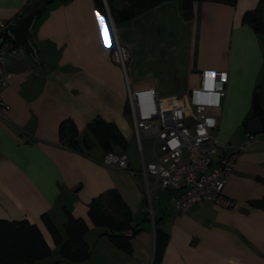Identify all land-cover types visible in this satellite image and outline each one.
I'll list each match as a JSON object with an SVG mask.
<instances>
[{"label":"crops","instance_id":"crops-1","mask_svg":"<svg viewBox=\"0 0 264 264\" xmlns=\"http://www.w3.org/2000/svg\"><path fill=\"white\" fill-rule=\"evenodd\" d=\"M33 2L0 0V20L26 15ZM262 2H198L187 19L181 2L168 0L115 26L131 55L127 75L112 58L110 17L97 11L94 0H54L44 10L30 35L39 61L27 52L7 58L2 99L11 109L0 108V220H28L41 229L53 253L39 264L61 260L43 215L63 235L69 216L89 225V258L61 264H154L157 228L168 237L160 264H264V209L252 205L264 198L263 134L239 154L227 178L225 194L234 207L204 201L182 213L173 192L144 180L143 169L157 163L158 152L153 139L139 142L128 103L129 88L186 98L205 70L226 72L227 95L221 108L210 110L218 123L219 157L241 147L256 94L264 109V34L243 22ZM66 120L92 143L89 149L61 144ZM96 120L116 125L125 137L126 148L115 152L126 156L127 169L103 164L109 151L88 128ZM144 140L152 141L150 155ZM114 189L138 229L130 253L101 236L105 229L89 218L91 203Z\"/></svg>","mask_w":264,"mask_h":264},{"label":"built area","instance_id":"built-area-1","mask_svg":"<svg viewBox=\"0 0 264 264\" xmlns=\"http://www.w3.org/2000/svg\"><path fill=\"white\" fill-rule=\"evenodd\" d=\"M17 22L18 19L0 20V108L5 112L11 109L2 99L9 81L6 60L9 56L25 54L9 37V31ZM114 36L112 58L127 75L131 55ZM209 73L215 75L209 76ZM228 82L226 72L205 70L200 86L192 88L186 98H159L153 89L132 92L129 88V110L138 140L153 139L158 152L157 163L144 167V180L147 186L153 180L156 185L173 192L179 212L188 213L204 201L221 208L236 205L225 194L226 181L239 154L257 137L248 133L241 147L219 157L222 146L214 134L218 123L210 110L221 108ZM262 136L264 138V134ZM103 164L125 170L128 160L124 155L109 153ZM126 235L132 237L133 231H127Z\"/></svg>","mask_w":264,"mask_h":264},{"label":"trees","instance_id":"trees-1","mask_svg":"<svg viewBox=\"0 0 264 264\" xmlns=\"http://www.w3.org/2000/svg\"><path fill=\"white\" fill-rule=\"evenodd\" d=\"M53 1L34 0L29 9H39L43 2L44 8L39 11V18ZM165 1L168 0H122L123 3L120 6L117 0H94L97 11L105 17L110 14L115 26L128 22L142 12ZM178 1L182 3L185 17L188 19L193 16L195 3L213 2L236 6L238 0ZM263 8L264 0L259 8L247 12L243 18L245 24L251 25L260 34H264ZM22 17L23 15L19 18ZM88 128L94 141L105 147L109 153L121 155L115 152L116 149H124L127 146L125 137L114 124L96 120L89 124ZM59 134L61 144L71 150L84 152L92 146L90 141L80 138L79 130L72 120H66L61 124ZM252 205L264 209V198L253 202ZM89 218L94 225L105 229L101 236H107L118 249L127 253L131 252L130 240L137 234L138 229L132 227V212L117 190H110L99 199L94 200L90 205ZM42 221L60 251L61 260L56 261L55 264H61L62 261L81 263L89 258L91 250L87 235L90 228L85 220L69 216L64 226L65 235L55 226L48 215H43ZM130 230L133 231L132 237H128L125 233ZM167 240L168 237L163 230L157 228L154 264H160ZM52 253L43 232L36 224H32L28 220H0V264H39L50 258Z\"/></svg>","mask_w":264,"mask_h":264},{"label":"water","instance_id":"water-1","mask_svg":"<svg viewBox=\"0 0 264 264\" xmlns=\"http://www.w3.org/2000/svg\"><path fill=\"white\" fill-rule=\"evenodd\" d=\"M43 8L41 2L39 9H31L25 16L19 18L16 26L9 31V37L14 44L27 52L36 62L39 61L38 53L30 40V35L37 22L39 11ZM110 22L113 23L111 18ZM245 128L252 135L264 134V109L259 94H256L253 112L247 119Z\"/></svg>","mask_w":264,"mask_h":264},{"label":"rangeland","instance_id":"rangeland-1","mask_svg":"<svg viewBox=\"0 0 264 264\" xmlns=\"http://www.w3.org/2000/svg\"><path fill=\"white\" fill-rule=\"evenodd\" d=\"M109 14V13H108ZM263 19H264V8H263ZM115 25L111 23V30L113 31V35H115ZM118 39V37H117ZM115 40V36L114 39ZM119 40V39H118ZM120 42V41H119ZM121 43V42H120ZM144 148H145V152L150 155V153H153V145H152V141L151 140H144ZM57 254V253H56ZM52 260H54V258H52ZM46 264V263H44Z\"/></svg>","mask_w":264,"mask_h":264},{"label":"snow or ice","instance_id":"snow-or-ice-1","mask_svg":"<svg viewBox=\"0 0 264 264\" xmlns=\"http://www.w3.org/2000/svg\"><path fill=\"white\" fill-rule=\"evenodd\" d=\"M98 18H99V17H98ZM208 75H209V76H214L215 74H214V73H209Z\"/></svg>","mask_w":264,"mask_h":264}]
</instances>
